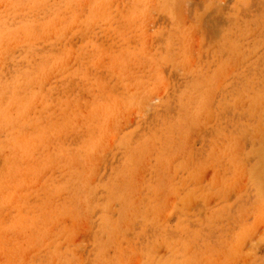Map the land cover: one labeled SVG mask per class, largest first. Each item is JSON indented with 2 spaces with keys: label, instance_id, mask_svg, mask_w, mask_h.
Wrapping results in <instances>:
<instances>
[{
  "label": "rangeland",
  "instance_id": "1",
  "mask_svg": "<svg viewBox=\"0 0 264 264\" xmlns=\"http://www.w3.org/2000/svg\"><path fill=\"white\" fill-rule=\"evenodd\" d=\"M0 264H264V0H0Z\"/></svg>",
  "mask_w": 264,
  "mask_h": 264
}]
</instances>
